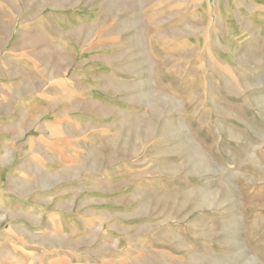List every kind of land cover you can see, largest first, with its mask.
Here are the masks:
<instances>
[{"label":"rangeland","instance_id":"rangeland-1","mask_svg":"<svg viewBox=\"0 0 264 264\" xmlns=\"http://www.w3.org/2000/svg\"><path fill=\"white\" fill-rule=\"evenodd\" d=\"M0 264H264V0H0Z\"/></svg>","mask_w":264,"mask_h":264}]
</instances>
